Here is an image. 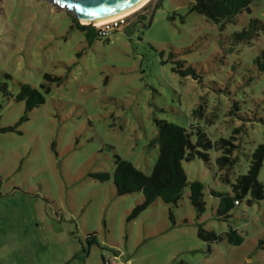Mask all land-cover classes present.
I'll return each mask as SVG.
<instances>
[{
  "label": "rangeland",
  "instance_id": "obj_1",
  "mask_svg": "<svg viewBox=\"0 0 264 264\" xmlns=\"http://www.w3.org/2000/svg\"><path fill=\"white\" fill-rule=\"evenodd\" d=\"M194 1L162 0L141 20L157 2L150 0L126 16L130 27L89 47L71 28L73 14L53 1L0 0V264H104L110 252L130 264H264V198L250 204L247 195L223 218L211 193L233 196L232 183L264 142V71L255 62L264 28L250 42L233 37L251 19L264 26V0L224 30L191 11ZM178 60L199 77L182 76ZM23 83L45 102L27 110L16 100ZM156 118L193 131L194 141L198 127L213 142L236 136L229 181L216 162L221 149L209 150V163L183 161L189 182L204 184L202 213L188 185L177 205L158 198L129 219L144 194H118L115 156L150 174ZM100 172L110 178L91 175ZM201 226L223 239L203 241ZM230 229L242 243L229 242ZM93 233L100 245L88 246Z\"/></svg>",
  "mask_w": 264,
  "mask_h": 264
},
{
  "label": "trees",
  "instance_id": "obj_2",
  "mask_svg": "<svg viewBox=\"0 0 264 264\" xmlns=\"http://www.w3.org/2000/svg\"><path fill=\"white\" fill-rule=\"evenodd\" d=\"M252 1L195 0L190 5V10L204 15L208 20L219 25L221 30H224L229 23L237 21L239 14L246 9H250ZM151 13L138 14V17L144 20ZM71 16L73 22L71 28H77L83 32L89 47L100 37L106 36L112 31H118L122 26L130 27L128 19L118 27L107 28L104 26L96 28L93 25L82 24L74 15ZM261 28H264V26L258 19H251L250 28L235 32L233 37L236 42H250L252 38L259 35L258 31ZM255 62L258 69L264 71V50L256 57ZM177 64L178 67L175 70L180 72L182 76L192 75L194 78L199 77L193 67L190 66L183 69V61L178 60ZM45 77L50 80H60L59 77H53L50 74H46ZM42 86L44 87L45 85ZM5 90L9 94V91ZM16 100L25 101L27 110H32L45 102V96L38 88L33 87L31 84L23 83L20 92L16 95ZM201 112L199 109L194 111V113ZM155 124L158 133L152 139L150 145H158V157L150 174H146L131 161L122 158L120 155L115 156L113 178L118 194L124 195L134 192H142L144 194L143 202L132 210L129 219L138 216L158 198L167 203L177 205L188 185L190 186L189 199L191 204L200 213L204 212L206 209L204 184L199 180L189 182L187 173L183 167V161H191L200 157L209 163V150L213 148L221 149L222 155L217 157L216 162L219 170L223 171L221 179L229 181V172L237 161V158L233 155L234 150L237 148V145L234 143L236 136H232L230 139L220 138L218 141L213 142L207 133L198 127L196 132L197 139L194 141L192 138L194 132L175 122L156 118ZM9 129L14 130L13 127ZM239 130L237 128L235 132H239ZM263 162L264 142H261L252 153L247 173L239 175L236 181L232 183L233 196L211 190L212 195L220 198L218 207V214L220 216L223 218L229 217V210L234 205H238L241 199L247 195L250 196L248 199L250 204L259 202L264 198V184L259 180V173ZM91 175L101 180L110 178L108 172L92 173ZM236 201H238V204H236ZM172 218L174 219L173 216ZM199 237L207 243L218 242L223 239L222 235L214 230H207L202 226L199 228ZM228 239L233 244H240L243 241L242 235L235 229H230ZM86 240L88 246L93 244L100 245L95 233L89 234Z\"/></svg>",
  "mask_w": 264,
  "mask_h": 264
},
{
  "label": "water",
  "instance_id": "obj_3",
  "mask_svg": "<svg viewBox=\"0 0 264 264\" xmlns=\"http://www.w3.org/2000/svg\"><path fill=\"white\" fill-rule=\"evenodd\" d=\"M51 1H53V3H55L57 6L61 8H65L66 10L71 12L80 23L91 25L97 22H103L111 18L121 16L126 12L140 6L146 0H51ZM149 1L150 0L146 1V3ZM161 1L162 0H157V2L155 3L151 13V18L153 17V13L155 12V9L157 8V6Z\"/></svg>",
  "mask_w": 264,
  "mask_h": 264
},
{
  "label": "built area",
  "instance_id": "obj_4",
  "mask_svg": "<svg viewBox=\"0 0 264 264\" xmlns=\"http://www.w3.org/2000/svg\"><path fill=\"white\" fill-rule=\"evenodd\" d=\"M126 16L127 15L118 17L103 25L107 28L118 27L127 20ZM236 204H238V201H236ZM104 264H122V262H120L119 257L116 253L110 252V255L108 254L107 256H105Z\"/></svg>",
  "mask_w": 264,
  "mask_h": 264
},
{
  "label": "bare ground",
  "instance_id": "obj_5",
  "mask_svg": "<svg viewBox=\"0 0 264 264\" xmlns=\"http://www.w3.org/2000/svg\"><path fill=\"white\" fill-rule=\"evenodd\" d=\"M146 1H148V0H146ZM146 1H145L143 4H141L140 6H138V7L134 8V9H132V10L126 12L125 14H123V15H121V16L129 15V14L133 13V11H135V10H137L138 8H140L141 6H143V5L146 3ZM121 16H118V17H121ZM118 17L111 18V19L106 20V21H103V22H97V23H95V24H97V26H98V25H102V24H105V23H107V22H109V21H111V20H113V19L118 18Z\"/></svg>",
  "mask_w": 264,
  "mask_h": 264
},
{
  "label": "crops",
  "instance_id": "obj_6",
  "mask_svg": "<svg viewBox=\"0 0 264 264\" xmlns=\"http://www.w3.org/2000/svg\"><path fill=\"white\" fill-rule=\"evenodd\" d=\"M118 257H119V255H118ZM102 259H104V255L102 256ZM119 260H120V262H122V264H130V260H123L122 258H119Z\"/></svg>",
  "mask_w": 264,
  "mask_h": 264
}]
</instances>
